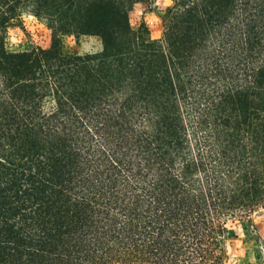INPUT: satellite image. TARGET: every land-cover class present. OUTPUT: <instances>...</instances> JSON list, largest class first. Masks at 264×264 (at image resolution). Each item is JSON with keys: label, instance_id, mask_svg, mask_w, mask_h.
Here are the masks:
<instances>
[{"label": "trees", "instance_id": "trees-1", "mask_svg": "<svg viewBox=\"0 0 264 264\" xmlns=\"http://www.w3.org/2000/svg\"><path fill=\"white\" fill-rule=\"evenodd\" d=\"M154 2L0 0V264H224L252 234L264 0H173L157 38L130 18ZM26 13L49 47L10 46Z\"/></svg>", "mask_w": 264, "mask_h": 264}, {"label": "rangeland", "instance_id": "rangeland-1", "mask_svg": "<svg viewBox=\"0 0 264 264\" xmlns=\"http://www.w3.org/2000/svg\"><path fill=\"white\" fill-rule=\"evenodd\" d=\"M172 3L173 0H155L152 4L138 3L130 13L131 22L138 25L146 21L152 37H160L164 29L163 13ZM51 36V30L42 20L26 13L20 22L10 28L9 42L12 48L17 49L29 45L46 48L51 45ZM65 43L69 50L81 54L102 49L101 39L93 35L67 36ZM252 220V234L245 232L239 222L235 223L237 236L225 240L227 258L224 264H261L264 261V208L254 212Z\"/></svg>", "mask_w": 264, "mask_h": 264}]
</instances>
